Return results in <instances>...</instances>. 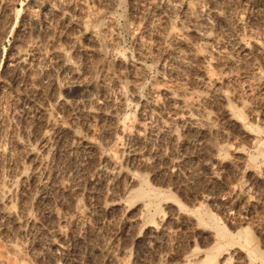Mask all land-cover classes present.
Listing matches in <instances>:
<instances>
[{"label": "rangeland", "instance_id": "rangeland-1", "mask_svg": "<svg viewBox=\"0 0 264 264\" xmlns=\"http://www.w3.org/2000/svg\"><path fill=\"white\" fill-rule=\"evenodd\" d=\"M0 248L264 264V0H0Z\"/></svg>", "mask_w": 264, "mask_h": 264}, {"label": "bare ground", "instance_id": "bare-ground-1", "mask_svg": "<svg viewBox=\"0 0 264 264\" xmlns=\"http://www.w3.org/2000/svg\"><path fill=\"white\" fill-rule=\"evenodd\" d=\"M206 3H207V1H206ZM221 3V2H220ZM212 8V7H211ZM212 12V11H211ZM213 12L215 13V15H217V13H218V9H213ZM213 13V14H214ZM206 16V15H205ZM210 16H211V14H210ZM224 16V15H223ZM215 19V18H214ZM193 20V19H192ZM200 23H201V21H200ZM199 23V24H200ZM206 23V22H205ZM207 24H208V22H207ZM206 28V27H205ZM209 29V28H208ZM208 29H206V30H208ZM170 39V38H169ZM208 39V38H207ZM202 40V39H201ZM206 40V39H205ZM213 40H215V39H213ZM207 41V40H206ZM245 41V40H244ZM247 41V40H246ZM255 41V40H254ZM248 42V41H247ZM212 43H213V41H212ZM246 43V42H245ZM257 43H258V41H257ZM208 44V43H207ZM254 44V43H253ZM252 44V45H253ZM254 45H256V42H255V44ZM262 45V44H261ZM223 46V45H222ZM225 46V45H224ZM246 46V45H245ZM221 47V46H220ZM228 47V46H227ZM259 47V46H258ZM242 48V47H241ZM262 48V46L260 47V49ZM221 50V49H220ZM248 50V49H247ZM33 51H35V49L33 50ZM218 51V50H217ZM249 51V50H248ZM219 52V51H218ZM244 52H245V49H244ZM62 53V52H61ZM112 53V52H111ZM247 53V52H246ZM18 54V53H17ZM63 55V54H62ZM65 55V54H64ZM184 55V54H183ZM208 56V55H207ZM63 57V56H62ZM30 58V57H29ZM57 58V57H56ZM24 59H26V57L25 56H23V54L22 55H19L15 60H13V61H16V63L15 64H17V63H20V62H23L24 61ZM28 59V58H27ZM212 59H214V58H212ZM179 60H180V58H179ZM13 64V63H12ZM23 64V63H22ZM24 64H25V62H24ZM208 65H210V64H208ZM124 66V65H123ZM190 66V65H189ZM15 67V66H14ZM141 68V67H140ZM171 68V67H170ZM211 73V72H210ZM208 75V74H207ZM211 75H213V74H211ZM206 77V76H205ZM83 80V79H82ZM212 80V79H211ZM140 82V81H139ZM204 82V81H203ZM135 83H136V81H135ZM205 84V83H204ZM55 86V85H54ZM135 86V85H134ZM154 91V90H153ZM134 92V91H133ZM177 92V91H176ZM172 93L171 91H170V89L169 88H163V95H164V97L166 98V99H168L169 101H173L174 102V100L176 99V100H178V101H180L181 102V105L182 106H179V108L180 107H182L183 109L181 110V113L184 115L183 117H185L187 120H190V121H195L196 120V116H198L196 113V111H197V100H196V98L198 97L197 95V97L196 98H194V97H192L191 95V97H188L189 96V94L187 95V96H184L181 92V94L183 95H181V94H177V93ZM155 94V93H154ZM176 94V95H175ZM186 95V94H185ZM156 96V95H155ZM176 96V97H175ZM200 96V95H199ZM59 97H60V95H59ZM203 97V96H202ZM61 98V97H60ZM200 98V97H199ZM58 99V98H57ZM61 99H63V98H61ZM209 99V98H208ZM222 100V99H221ZM69 101H71V100H69ZM63 102H67L65 99L63 100ZM80 102V101H79ZM175 103V102H174ZM65 104V103H64ZM69 103H67V105H68ZM120 105V104H119ZM176 105V104H175ZM198 105H200V103H198ZM176 107V106H175ZM178 108V107H177ZM199 108V107H198ZM62 110V109H61ZM176 110V109H175ZM199 112V111H198ZM179 111H175V114H173V115H177L178 117H179ZM176 116V117H177ZM155 117V116H154ZM175 117V118H176ZM206 117V116H205ZM200 118V117H199ZM202 120V119H201ZM150 124V123H149ZM67 128V127H66ZM160 128V127H159ZM168 130V129H167ZM139 131V130H138ZM137 131V132H138ZM73 134V133H72ZM115 158V157H114ZM35 167V166H34ZM32 169V168H31ZM124 170V169H123ZM127 170V169H126ZM127 173V172H126ZM134 174L135 172H133V171H130V172H128V174ZM33 176V175H32ZM38 178V177H37ZM8 184V183H7ZM127 188V187H126ZM10 202V201H9ZM8 203V202H7ZM121 208V207H120ZM13 209V208H12ZM141 209V208H140ZM139 209V210H140ZM2 211H4V210H2ZM8 211V210H7ZM193 212V211H192ZM21 213V212H20ZM6 214L5 213H3V216H5ZM8 216V215H7ZM10 219V218H9ZM14 222V221H13ZM11 224V223H10ZM155 225V224H154ZM20 227V226H19ZM16 236V235H15ZM61 243V242H60ZM6 244V243H5ZM10 245V244H9ZM2 248V247H1ZM0 248V249H1ZM13 249L14 250H16V248H14L13 247ZM19 250V249H18ZM1 253V252H0ZM2 253H3V251H2ZM1 253V254H2ZM4 254V253H3ZM18 254V253H17ZM53 254V253H52ZM56 254V253H55ZM6 255V254H5ZM18 255H20V253L18 254ZM3 256V255H2ZM6 257V256H5ZM16 257V256H15ZM208 257V256H207ZM206 258V257H205ZM208 260V259H207ZM1 261L3 262L2 264H19L18 262H15V261H13V259H9V257L7 258V259H1ZM23 261V260H22ZM21 261V262H22ZM228 261H229V257H224V259L222 260V261H220L221 263H217V264H228ZM25 262V261H24ZM207 263H210V262H208L207 261ZM212 263V262H211Z\"/></svg>", "mask_w": 264, "mask_h": 264}]
</instances>
